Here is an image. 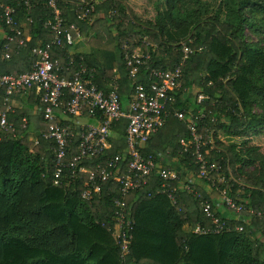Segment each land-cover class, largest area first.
<instances>
[{
  "label": "trees",
  "instance_id": "obj_1",
  "mask_svg": "<svg viewBox=\"0 0 264 264\" xmlns=\"http://www.w3.org/2000/svg\"><path fill=\"white\" fill-rule=\"evenodd\" d=\"M45 1L30 0L25 6L22 0H0L14 8L24 33H29L25 46L11 43L4 50L9 31L0 18V73L28 71L33 60L30 48L51 39V31L44 27L51 18ZM127 1L57 0L62 18L77 25L88 49L69 52L65 46L56 47L51 56L61 64L67 56L81 62L99 89H106L115 77L119 99L125 101L131 80L123 66L124 43L129 49L141 47L150 55L148 66L165 70L182 59V46L188 47L191 52L183 59L178 87L172 92L174 101L141 151L160 152L163 167L194 176L197 164L192 148L184 151L178 144L180 132L188 137L185 120L177 119L173 110L185 116L200 115L196 129L203 142L201 154L219 165L225 180L216 182L215 172L209 175L212 181L195 178L191 191L178 187L172 202L158 191L159 179L152 172L145 184L125 196L132 224L122 260L106 229L113 222L119 184L113 179L102 182L99 193L88 200L79 195L84 173L73 179L64 176L61 184L53 185L54 141L43 136L47 124L34 112L38 104L34 92L16 95L18 104L6 112L13 132L0 129V264H264V149L258 157V147L248 144V136L264 128V47L260 44L264 41V0H218L213 14H209V1L158 0L152 19L146 20H140ZM85 9L84 19L79 18ZM3 94L0 88L1 109H5ZM21 118L26 120L23 127ZM126 123L123 118L114 123V136L104 155L82 159L78 165L93 168L118 154L119 169L124 171ZM219 133L242 139L223 143ZM75 147L76 140L71 139L68 157L75 154ZM65 173L69 174L68 167ZM215 185L246 210L236 217L229 213L218 204ZM193 191L209 202L228 230L212 231L211 220ZM197 225L205 231L194 232ZM236 225L242 229L235 230Z\"/></svg>",
  "mask_w": 264,
  "mask_h": 264
},
{
  "label": "built area",
  "instance_id": "obj_2",
  "mask_svg": "<svg viewBox=\"0 0 264 264\" xmlns=\"http://www.w3.org/2000/svg\"><path fill=\"white\" fill-rule=\"evenodd\" d=\"M30 0H22L25 6ZM57 0H46L45 5L50 11L51 18L44 22L52 33L49 41L37 43L30 48L33 60L30 69L17 75L0 73V88L4 89L3 104L0 108V129L4 132H13V125L6 120V112L13 111L10 100L16 95H28L34 92V98L38 104L36 109L46 122V138H52V184L62 183L64 176L70 179L77 173L86 174L83 178L80 197L83 200L90 199L99 193L102 182L113 179L119 184V195L114 200L113 222L106 229L113 238L119 257L124 260L128 252V244L131 238L130 230L132 221L126 208L125 196L130 190L141 187L146 178L154 172L159 179L158 191L164 193L168 199L175 202L176 190L182 187L191 191L190 184L196 179L212 181L209 175L215 172L216 182L225 180L219 173V165L214 161H207L201 154V135L196 129V118L185 116L183 111L173 110V115L179 120H185V129L188 137L183 134L178 136V144L187 151L192 148L191 155L197 164V172L194 176L182 175L173 167H163L160 163L161 153L142 152V144L164 122L168 113L167 107L172 105L173 91L178 87L180 66L183 59L191 50L182 46V59L175 63L172 69L165 70L151 64L150 55L141 47L129 49L123 44V66L127 76L131 80V92L125 101L119 99L115 77L109 82L106 89H99L90 81L85 67L79 61L74 62L71 56H67L66 62L61 64L57 58L51 56V50L65 46L70 52L74 42L79 39V28L75 23L66 22L56 4ZM85 9L79 18L84 19ZM0 18L8 26L5 35L4 50H8L11 43L17 46H25L29 36L24 33L15 17L14 8L9 4L0 2ZM27 24L30 22L26 18ZM145 37H142L144 41ZM8 58V52L3 54ZM143 68V76L140 70ZM199 94L197 99H201ZM126 119L123 130L125 154L128 161L124 171H120L118 154L107 156L103 164H95L93 168L78 165L82 159H91L94 155H104L110 146L109 139L114 136L112 127L119 119ZM62 121H65L62 122ZM26 124L25 118H21V126ZM76 140L75 154L69 155V141ZM68 167L69 174L65 173ZM182 176L183 178H180ZM177 181V185L173 182ZM213 185V182L212 184ZM213 190L218 194L220 201L227 211L236 217L240 211L246 210L240 202L234 201L225 189H219L216 185ZM198 199V204L205 216L209 217L214 232L228 230L225 222L219 219L210 209V204L201 199L197 191H193ZM218 204H215L217 206ZM249 213H254L247 209ZM210 229L207 227L206 230ZM235 230L240 231L241 225H236ZM194 232H204V228L196 226Z\"/></svg>",
  "mask_w": 264,
  "mask_h": 264
},
{
  "label": "rangeland",
  "instance_id": "obj_3",
  "mask_svg": "<svg viewBox=\"0 0 264 264\" xmlns=\"http://www.w3.org/2000/svg\"><path fill=\"white\" fill-rule=\"evenodd\" d=\"M158 0H128L127 3L131 7L132 11L135 13V15L140 19V20H146V19H152L154 13H155V3ZM209 1L211 4V10L209 14H213V11L215 10V7H217L218 0H205ZM246 35L248 33L246 32ZM251 39L253 41H256L257 38L252 36ZM260 42V41H259ZM260 44L264 47V41H261ZM74 49L73 51H79V52H84L88 49V46L86 45V40L85 39H80L76 40L71 47ZM194 92L196 90L194 89ZM188 95V94H186ZM180 134H182L180 132ZM250 141L249 145H255L258 147V157H261L264 149V128L260 129L257 133L251 134L248 136ZM219 139L223 142H229V141H239L242 138L240 137H226L223 136L221 133H219ZM210 142V141H209ZM250 168L247 169L249 171ZM240 191V190H239ZM241 194V191L239 192Z\"/></svg>",
  "mask_w": 264,
  "mask_h": 264
},
{
  "label": "crops",
  "instance_id": "obj_4",
  "mask_svg": "<svg viewBox=\"0 0 264 264\" xmlns=\"http://www.w3.org/2000/svg\"><path fill=\"white\" fill-rule=\"evenodd\" d=\"M21 23L24 24L23 21H21ZM25 32H27V35L29 36L28 30H27V31L25 30ZM77 40H80V38L77 39ZM73 50H74V49L70 48V52H73ZM10 102H11V104H12V109H13V105H17V104H18V101H17L15 98H12V99L10 100ZM34 112H36V113L38 114V110H37V109H35ZM35 131L37 132V130H35Z\"/></svg>",
  "mask_w": 264,
  "mask_h": 264
}]
</instances>
